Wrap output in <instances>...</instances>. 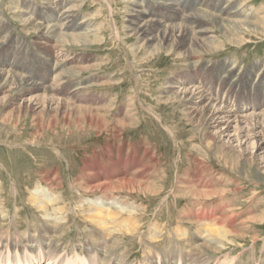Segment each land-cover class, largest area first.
<instances>
[{"label":"rangeland","instance_id":"obj_1","mask_svg":"<svg viewBox=\"0 0 264 264\" xmlns=\"http://www.w3.org/2000/svg\"><path fill=\"white\" fill-rule=\"evenodd\" d=\"M126 1L128 0H85V3H83L80 9V13L78 14L88 18L92 16L91 14H99L97 18V23L99 25L98 29L100 31L99 37H97L92 44L86 46H67L68 51H66L67 55L70 57L89 54L91 57H95L97 58L96 60H100V62L102 61L103 63L102 66H99L100 68H98V70L84 72L78 82L71 84L75 79H70V86L82 87L88 85L91 82L92 77H98V75H113L114 84L102 86L98 81V83H95L91 87H82V92L76 91L69 95V97H73L72 99H74L77 98L79 93H81L80 96H78L79 98L77 101L74 103L79 106H85V103L87 101L90 102L91 99L97 101L100 97L104 102V105L100 107V110L104 112L105 119L109 122L108 125L104 126L105 130L100 133L93 130L88 121H83L80 124L73 122L69 126L64 127L61 119H59L55 123L56 126L49 125L52 114H49L48 111L39 114L35 110L30 114L18 115L17 110L20 108L18 105L21 104V98L17 100L7 99L5 101L2 95H0V188L2 186V191L4 192V194L1 195L2 199L0 200V258H5L6 254L4 249L6 246H14L13 244L16 242L28 245L27 241L30 236L37 238L45 227L49 228L48 226L55 225L56 232L52 235L53 237L50 238V240L52 239L50 242H58L57 245L60 248L58 260L62 263L92 264L91 258L95 257V255L91 254L93 257H87L90 255L87 251L90 250L91 252L94 251L99 254H103L104 252V255L109 252L110 254L108 253L106 257L112 259L115 264H187V262H189L188 260L194 257V254H192L193 252L191 251L192 245L195 244L197 238H200L201 234L206 235L207 232H205V230L212 227V224L217 221L207 222L200 220V222H198L199 218L197 216L189 217L194 213L199 212L202 206L205 208L207 205L206 209L220 207H218L220 212L217 217H219V215L222 216L223 214L227 215L224 216V220L217 221L222 223L223 230H230L235 226L239 231L235 237H229L231 241L225 242L226 244H224V250L222 252L217 254L210 253L208 255L211 257V264H263L264 162L262 163L261 158L251 161L248 157L242 155L244 160H241L237 164H233V162L228 163L229 159L227 162L228 164L225 163V158L219 156L218 154L220 153L218 152L217 154L216 150H214L213 153L207 152V147L203 142L201 132H198L199 127L196 128L192 126L184 113L182 114L183 111L179 109V106L176 107L175 105L174 107L171 103L165 104L163 101H160L158 104L159 96H161V94L164 95V87L161 88L160 86L165 84L167 78H170L173 73H179L184 68L192 66L194 61L189 57L177 59L175 55H167V53H163L155 56L156 58L148 59L145 62L142 61L144 68H138L137 63L134 61L135 57L129 50L130 45H132L135 40L129 38L124 30L125 14L127 13H125V11H129V7L126 8ZM135 1L139 2L138 0ZM237 1L239 3L242 2L241 5L243 6L245 4L247 7V12H244L239 19H245L249 22H259L261 19L264 20V0ZM25 2H32V7H35L38 3L43 4L45 0H0V18L4 17L3 19L14 26V33L17 39L21 38L22 35H24L23 37H28L27 39L24 38V45L29 47L31 51V61L33 62V60L35 61V59L39 58L36 57V46L31 43L36 41V36L40 37V35L38 36L37 33L35 34L33 32H30V35L26 34V28L23 27L21 23L15 21V18H17L18 14H21V12H24L23 14L26 13L25 15L30 13V11L23 6ZM142 7L145 9V5H142ZM109 8L114 11L113 14H111ZM146 8L161 11L163 7L160 8L154 1L151 3L149 2ZM194 8L195 9L189 11V13L182 11L180 19L183 20L186 15L194 13L197 9H201V7L198 6H195ZM16 9L18 11L15 13L14 11H16ZM174 16L175 15H173V17ZM43 18L44 17L42 16L36 15L37 21L43 22V25H45L46 21ZM176 19L178 20L177 17ZM166 23H169L168 25H173V22ZM118 30L121 31L120 35L119 33L117 34ZM243 34L244 35H241L239 38L243 39L244 37L248 40L250 39L249 42L236 44L233 41L225 40L222 36L217 37V39H215L216 46H214L215 49L212 53H203L202 59L197 63L200 67L205 65L206 62L216 64L225 60L228 65L234 63L232 67H235L234 70L239 71L238 77H235L234 82L239 87L237 85L234 87L233 92L235 93V97L229 99L226 104L229 103L227 105L229 109L232 108L233 104L234 106L238 105L237 108H235L237 111L234 110L233 113L239 116L249 113H262V111L254 112L247 109L248 113L245 107H240L241 104H244L245 102L249 104L254 103L257 107L264 103V101H262L264 100V92H261V89L264 90V85L263 83L260 84L261 78H259L263 77L264 74V34L261 32L258 33L259 35L257 33H254L255 35H253L250 32H244ZM97 40H100L101 42ZM50 43H52V41ZM140 56H138V60L140 59ZM38 61L39 63H37ZM7 63L3 62L4 65H8ZM257 63L259 64L257 65ZM33 65L34 70L29 74L31 81L39 82L38 80H40L43 84H48V81L50 82V79L52 80L51 72L46 74L41 59L36 60ZM228 65H226V67ZM64 66L65 64L61 66L60 69H63ZM220 67L221 65L217 64V67L215 68V70H217L216 72L215 70L213 71V76L216 73L218 76V74L222 72H220ZM12 69L15 68L12 67ZM256 69L263 71L256 74ZM140 75L142 77H140ZM191 76L195 79L197 73H192ZM217 76L212 80V83H203V86L213 91L219 83V78ZM257 78L259 79L255 81ZM83 80L86 83H84ZM251 80L252 82H256L255 86L260 84L258 90L257 88H251ZM84 88H86V90ZM60 90L61 92H57L58 96L54 95L55 92L52 94L55 97L60 98L61 101L66 102L65 100L68 98L67 95L71 92L72 88L68 87L62 90L61 87L59 91ZM237 90H239L240 93H237ZM72 91H74V88ZM212 94L215 96L214 93ZM30 97V94L23 96V98ZM217 99L219 101V97H217ZM234 99H236V101H234ZM131 101L133 102L132 106ZM230 101L232 103H230ZM259 102L262 103L259 104ZM230 105L231 107H229ZM129 106H131V108ZM255 106L251 108L255 109ZM97 112H100L99 109H97ZM123 114H126V116ZM70 116L76 121L74 115ZM120 121H134L132 125H127L128 129L122 133V137H120L121 143L130 145L127 150L129 152L128 155L133 153L143 155L145 154V151L149 149L154 151L161 162L159 164L160 167L158 173L163 176V180L158 181L159 178L154 177L151 181H155L159 185L160 190H156L158 193L156 192L149 195L140 192H117L109 197L105 196L106 198L103 199L107 200L110 197L112 199L119 198V201L123 202V204H127V209H135V214H137L133 216L124 215L118 218V222H116L117 225L115 224L116 227L105 232L99 230L96 226H93L92 222L87 218V216L91 215V211L89 210V212L87 209L89 206L95 205L94 201H99V199L103 197L102 192L93 193L90 191L84 193L78 185H75V183L76 181L86 182V179L89 180L81 173L84 166V159L86 157H91L92 161L97 165H102L104 168L106 167L105 163H107L108 166L110 165L108 161L109 157L101 158V149L102 147H106L107 143L111 145L118 143L116 137H114L115 133L112 130V127L116 126ZM113 152L114 151L110 150V153ZM118 157L119 154H116V157H114L113 160ZM194 157H200L203 165L207 167L210 166L209 170L211 172L209 171V174L214 176H211L208 181H212L213 179L212 182H214L215 179L214 184L216 185L217 182L218 186L225 181V189L228 190L229 193L221 196V200H218L217 198L212 199L211 201L206 200L201 206L193 197L188 195L183 196V194H181L184 193L185 188L183 185L187 180H190L189 178H191L190 183L192 182L191 184L197 188L195 184L196 179L193 176L187 175L188 173H195L196 170L193 169H198V167H201L202 169V166L194 165ZM53 170H58L57 178L61 179V188H52L54 187L53 185L44 181L45 176L48 179L51 178ZM104 175L105 171L103 169L99 170V177L108 182L109 177L106 179ZM138 178L140 180H138ZM141 179L142 178L140 177L135 178L136 181H141ZM143 179L142 182L149 181L146 176L143 177ZM235 186L238 187L237 191H233ZM36 188L42 190V193H45V191H47L46 189H50L53 194L56 193L54 195L56 198L57 194H60V199L57 198V207L53 206L50 210V215L51 217L53 215L54 218L52 217V219H50L47 213H41L37 206H33L32 197L35 195V192L33 191L36 190ZM64 194L66 196H63ZM180 194L182 196H180ZM222 199L225 200L222 201ZM116 207L122 209L120 205ZM59 208H62L61 210H63V212L65 211V213L58 211ZM228 208H230V210ZM54 213L56 214L55 216ZM261 216L263 217L262 222L255 221L254 218ZM85 217L87 219H84ZM129 217L132 218V221L131 219H128ZM153 218L154 221H152ZM119 219H121V221ZM126 219L130 221L129 226L132 228L137 226L136 229H139L140 231L135 229L136 231L130 233L125 231H122L123 233L119 231L117 232L118 227L122 229L126 228V226H123V224H125V221L123 220ZM244 220L248 222H243ZM158 221L159 224H156ZM131 222H133V224ZM149 222L150 224L153 223V225H150ZM101 233L104 236L100 237ZM157 236L158 238H156ZM42 239L46 238L43 237ZM156 239L159 240L157 241ZM37 242L43 243L40 240ZM109 244L110 246H108ZM30 245L36 244L30 243ZM185 245H188V247H185ZM23 246L24 245L20 248L23 252L20 251L21 254H17L19 258L17 257L16 262L8 257L5 260L0 259V262H4V264H18L17 261H20L22 264L23 260H25L24 255H29L24 252L25 247L23 248ZM181 246H183V248ZM118 249L121 250V253ZM182 249L184 251H182ZM37 252L41 253L40 250H37ZM190 256L192 258H190ZM120 257L121 259H124L121 260ZM39 258L42 259H38L42 262L41 264L52 263V261L46 262L44 257ZM87 258L89 259L86 262ZM54 261L55 264H57L56 260ZM120 261L121 263H119ZM207 263L210 264L209 262Z\"/></svg>","mask_w":264,"mask_h":264},{"label":"bare ground","instance_id":"obj_2","mask_svg":"<svg viewBox=\"0 0 264 264\" xmlns=\"http://www.w3.org/2000/svg\"><path fill=\"white\" fill-rule=\"evenodd\" d=\"M138 1L139 2L135 0L126 1L125 2L127 5L126 8L129 7V11H125V13L127 12L126 14L124 13L125 14L124 30L126 32V35L129 38L135 40V42L132 45H130L129 50L131 54H133V56L135 57L134 61L135 63H137L138 68H144L142 61L145 62L146 60L154 58L155 56H158L163 53H167V55H175L177 59L179 58L183 59V58L189 57L193 59L194 61L192 66L187 67L186 65L187 68H184L179 73H175V74L173 73V75L170 78H167V80L163 77L166 80V82L160 87L161 88L164 87V90H163L164 95L161 94V96H159L158 104L160 101H163L165 104L171 103L174 107L175 105L176 107L179 106V109L183 111L182 114L184 113L185 117L192 124V126L196 128L199 127L198 132L199 133L201 132L203 142L206 144V147H207V152L213 153L214 150H216L217 154L218 152L220 153L218 154L219 156H221L222 158H225L224 159L225 163H227L229 159L228 163L233 162V164L234 163L237 164L241 160H244L242 158V155H245L251 161L261 158L262 163H263L264 162L263 160L264 159V103L260 106V108L262 109L261 110L262 113L259 112V114L249 113L247 109L246 111L249 114H246V115L239 116L233 113V111L236 110L235 108H237V105L234 106L233 104L232 108L229 109L227 106L229 103L226 104V102H228L229 99L235 97V93L233 92V89L237 84L234 82V78L238 77L239 71L234 70L235 67H232L234 63L228 65L227 67H226L225 61H221L216 64H211L210 62H206L205 65L201 67L198 66L197 63L200 62L199 60L202 59L203 53H207V52L212 53V51L215 49L214 46H216L215 39H217V37L219 36H222L227 41H233L236 44H243L245 42H249L250 40L244 37H243L244 40L242 38H239L241 35H244L243 34L244 32H250L253 35H255L254 33L258 34L260 32L264 34V20L261 19L259 22H249L248 20H245V19L243 20L239 19V17H241L244 12H247L246 11L247 7L245 6V4L242 6L241 5L242 2L239 3L237 0H199L198 5L201 6V9L199 10L197 9V11H195L194 13L186 15L183 20L180 19L181 18L180 15L182 14V11L184 12L183 8L188 7L191 0H138ZM150 1H153V2L155 1L160 8L163 7L162 10L161 11L150 10V13H151L150 14L149 8H146V6L149 4ZM83 3H85V0H45L43 4L38 3V5H36L35 7H32V2L31 3L25 2L23 6L27 8L30 11V13L28 15H25L26 13L23 14L24 12L23 13L21 12V14H18L17 18H15L16 19L15 21L17 23H21L22 26L26 28V31H25L26 34L30 35L33 32L35 34L37 33L38 36L40 35V37L36 36V41L32 42L31 44L36 46V49H37V51L35 52L37 55L36 57L41 59V62H42V65H44L43 67H44V70L46 71V74L51 72L52 80L50 79V82L47 80L48 84H43L40 80H38L39 82L31 81L29 74H31L34 70V65H33L34 62H36V60H39V59H35V61L33 60V62L31 61L32 59L30 56L31 51L27 45H24L25 44L24 38L27 39L28 37L26 38V37H23L24 35H22L21 38L17 39L14 33V29H15L14 26L11 25V23L6 21L5 19H3L4 17L0 18V61L7 60L9 62L7 63L8 65L0 64V95H2L5 101L7 99L17 100L21 98V104L18 105L20 108L17 110L18 115L19 114H30V113H33L35 110L39 114L43 113L44 111H48L49 114L50 113L52 114L51 122L49 123V125L56 126L55 123L59 119H61V122L64 125V127L69 126L73 122H75L76 124H80L83 121H88V123L92 126V129L100 133L103 130H105L104 126L108 125L109 123L105 119L104 112L100 110V107L104 105L103 100H101L99 97L97 101L95 99H91L90 102L87 101L85 103V106L83 105L79 106L74 103L77 101V99L79 98L78 96H80L81 93H79L77 98L72 99L73 97H69V95L72 94L73 92H76V91L82 92L83 90L82 87H88V86L91 87L95 83H98V81L99 83H101L102 86L114 84V79L112 77L113 75L112 76L98 75V77H92L91 82L88 85L84 84L85 86H82V87L69 85L70 79H75L71 84H73L74 82H78L80 80L81 75L84 72H87L90 70H98V68H100L99 66L103 65L102 61L100 62V60L99 61L96 60L97 58L91 57V55L89 54H81V55L78 54L79 56H76V57L73 56L74 57L73 58V57L68 56L66 52L68 51L67 46H80V47L82 45L86 46V45L92 44L93 41H95L97 37H99L100 31L98 29L99 25L97 23L98 22L97 18L99 14L94 13V14H91L92 16L88 15L90 16V18L79 15L78 13H80V9ZM142 5H145V9H143ZM109 10L111 14H113L114 11H112V9L110 8ZM17 11L18 10L16 9V11L14 12L16 13ZM36 15L44 17L43 19L46 21L45 25H43V22L37 21ZM173 15H175L178 18V22H174L173 25H168L169 23L168 24L166 23L168 22L167 17H172ZM175 16H174V19L176 21ZM118 33L120 35L121 31L118 30L117 34ZM51 41L52 43H50ZM97 41L101 42L100 40H97ZM138 56H140L139 60H138ZM37 63H39V61ZM63 63L65 64V66L63 67V69H60V67L64 65ZM217 64L221 65L220 68L222 69V72L218 74V76H217V73L213 76L212 73L215 67H217ZM258 64L259 63H257V65ZM11 66L14 67L15 69H12ZM263 70L256 69L255 73L256 74L261 73ZM192 73H195V74L197 73V76L195 79L193 76H191ZM216 76L219 78V83L217 84L216 88L213 89V91L203 86V83H210V82L212 83V80ZM140 77L142 76L140 75ZM226 77H228L229 79H226ZM259 78H261L260 84L263 83L264 85V74H263V77H259ZM259 78H257L256 81ZM252 80H251V88L252 89L257 88L258 90L260 84L255 86L256 82H252ZM84 83L86 82L84 81ZM61 87H62V90L68 87H71L72 90L74 88V91L71 90V92L67 95L68 98L65 100L66 102H63L61 101L60 98L54 96V95L58 96L57 92H61V90L59 91ZM84 89L86 90V88ZM210 92L214 93L215 96ZM261 92H264V90L261 89ZM52 93H54V95ZM26 94H30L31 97L23 98V96H25ZM217 97H219V101ZM132 103L133 102L131 101V106H132ZM230 103L232 102L230 101ZM261 103L262 102H259V104ZM131 106L129 107L131 108ZM229 107H231V105ZM242 108H244V106ZM97 109H99L100 112H97ZM248 109H254V108L250 107ZM70 115H74L76 118V121L75 119H72ZM123 115L126 116V114H123ZM133 122L134 121L132 122L120 121L118 124H116V126L112 127L113 128L112 130L115 133L114 137H116L118 141V143L114 144L117 148L114 145L107 143L106 147H102L101 149L102 150L101 158L109 157L108 161L110 165L108 166V164L105 163L106 167L104 168L102 165H97L94 161H92L91 157H86L84 159L83 169L81 168L82 169L81 173L83 174V176H85L89 180L86 179V182L76 181L75 183V185H78L79 188L84 193L90 192V191L93 193L102 192L103 197L100 198L101 200L99 199V201H94L95 205L89 206V208L87 209L88 211L89 210L91 211L90 213L91 215L90 216L84 215V216H87V218L92 222L93 226H96L101 231L108 232L112 228L116 227L117 225L116 222H118L117 219L124 215L126 216L127 215H132V216L137 215L135 214V209H131V208L127 209V204H123V202L119 201V198L112 199L110 197L108 200L103 199V198L109 197L110 195L117 193V192H128V193L140 192V193L149 194V195L154 194L157 192L156 190H160V187L155 181H154L155 183L151 182L152 179H154V177H157L159 178L158 181L163 180V176L159 175L158 173V169L160 167L159 164L161 162L158 158V155H156L154 151H151L149 149V150H146L145 154L143 155L142 154L140 155L138 153H133L131 155H128L129 152L127 150L129 149L130 145L121 143L120 137H122L121 136L122 133H124L128 129L127 125H132ZM110 150L114 152L110 153ZM116 154L117 155L119 154V157L113 160V158L116 157ZM194 160H195L194 165L202 166V169L201 167H198V169L197 168L193 169V170H196L195 173H188L187 175L193 176L196 179L195 184L197 188L191 184L192 182L190 183L191 178H189L190 179L189 181L187 180L188 179L187 178L186 183L183 185V187L185 188V191L184 193H181V194H183V196L188 195V196L193 197L194 200H196V202L198 201L199 205L203 204L204 201L206 202V200L211 201L212 199H215V198H217L218 200H221L222 198L221 196L225 195L226 193H229V191L225 189L226 187L225 181L223 180L224 181L223 184L220 183L219 186L217 185L218 184L217 182H216V185L214 184L215 179H214V182H212L213 179L212 181H208V179L211 176H214V175L209 174L210 166L207 167L203 165L201 163L202 159L200 157H194ZM101 169L105 171L104 176L106 177V179H108L109 177L108 182L107 180L104 181V179L102 180V178L99 177V170ZM57 172L58 170H53V173L50 179L46 178L45 174H44L45 178L43 176L44 181L53 185L54 187L52 188H55V189H58L57 187L61 188V184H62L61 179L57 178L58 176ZM145 176L147 179H149L148 182H142V180L145 179V178L143 179V177ZM137 177L142 178L141 181H136L137 179L135 180V178ZM138 180L140 179L138 178ZM2 190L3 189L1 186L0 200L2 199L1 195L4 194ZM46 190L47 191H45V193H42L41 192L42 190L38 188H36V190L34 191L32 190L33 192H35L34 193L35 195H33L32 197V202L34 204L33 206L35 207L37 206V208H39L41 213L42 212L47 213L50 219H52L53 215L51 217L50 210L53 208V206H56L57 198L60 199L59 197L60 194L59 195L57 194V198H56L54 196L56 193L53 194L52 190L50 189H46ZM237 190H238V187L235 186L233 191H237ZM181 194L180 196H182ZM63 196H66V195L64 194ZM223 200L225 199H222V201ZM118 205H120L122 209L119 207L117 208L116 206ZM206 207L203 208L202 206L200 210L198 209L199 212L194 213L193 215L189 217L197 216L199 218L198 222H200V220L207 221V222H214L216 220L217 221L224 220L225 218L224 216L226 214H223V212H222L223 214L222 216L219 215V217H217V215L220 212L219 206H218L219 208L217 207L215 209L214 208L206 209ZM61 209L62 208H59L58 211L62 213L63 210ZM228 209L230 210V208ZM63 213H65V211ZM55 215L56 214L54 213V216ZM87 218L85 217L84 219H87ZM128 219H131L132 221V218L129 217ZM128 219L123 220L125 221V224L122 223L123 226H126V228L122 229L117 226L118 227L117 232L125 231L127 233H130L132 231L139 230V229H136L137 226L135 225H134L135 226L134 228L129 226L130 221H128ZM254 219L257 222L263 221L262 216L258 218H254ZM119 220L121 221V219ZM152 221H154V218ZM217 221L212 224V227H209L208 229H206L205 227L206 230L205 229L204 230L205 232H207L206 235L199 234L200 238H197V241L195 242L196 245L193 244L191 247V251L193 252L192 254H194L193 255L194 257L192 258L191 257L192 255H191L190 258L192 259H189L188 260L189 262H187V264H208L207 262L211 264L210 262L211 257H209L208 255L210 253L217 254L219 252H222L224 250V244H226L225 242L231 241L229 237H235L239 233L238 229L235 228V226L232 227L230 230H223L224 228L222 226V223H219L220 221L219 222ZM243 222H248V221L244 220ZM131 223L133 224V222ZM151 224L153 225V223ZM156 224H159V221ZM54 226H48L50 229L45 227L44 230L41 231V234L39 235V237L37 238L30 236L29 240L27 241L28 245L23 244V243L19 244L18 242L14 243V247H16L14 250L15 253L19 254L21 251L20 248L22 247L21 245H24L23 246V248L25 247L24 252L26 254L28 253L31 256L32 260H34L33 255H35L36 253L34 251L35 248H33V245H30L29 243H33V242L37 243V241H39L38 238H43V237L46 238V241L50 242L52 240V239L50 240L51 236L55 234L56 232V228H55L56 226L55 227ZM138 226H139V223H138ZM179 227H180V224H179ZM98 229H95V230H98ZM154 233H157V232H154ZM183 233H186V232H183ZM101 236H104V235H102L101 233L100 237ZM156 238H158V236ZM18 239H21V238H18ZM57 243L58 242L52 243L54 245L48 244V243L47 244L40 243L42 245H40L39 249L45 255V258L47 260H51L52 262L56 260L58 253L60 251V248L57 245ZM108 246H110V244ZM186 246L188 247V245H185V247ZM11 247L12 246L10 245L7 246L6 247L7 251L12 252L13 250L11 249ZM181 247L183 248V246ZM119 251L121 253V250ZM182 251L184 250L182 249ZM87 252L90 253V255L86 253L89 256V258L91 257V254L97 255L94 259L91 258L92 264L94 263L95 264H111V263L115 264L114 262L106 258V255H108L109 253L108 251L106 255H104V252H103V255L94 254L90 250H88ZM28 261L29 260H27V258L25 257V260H23V263L26 262L30 264L31 261L29 262ZM17 263L21 264L20 261H17ZM119 263H121V261ZM0 264H4V262Z\"/></svg>","mask_w":264,"mask_h":264}]
</instances>
